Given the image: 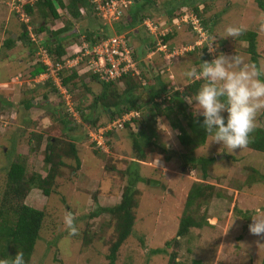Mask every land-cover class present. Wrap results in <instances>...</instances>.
Instances as JSON below:
<instances>
[{"label": "rangeland", "instance_id": "374dc122", "mask_svg": "<svg viewBox=\"0 0 264 264\" xmlns=\"http://www.w3.org/2000/svg\"><path fill=\"white\" fill-rule=\"evenodd\" d=\"M26 1L34 0H0V41L8 35L15 40L20 31L18 27L20 22L28 26V36L31 39L29 43L24 44L21 40H16L9 50L10 54L0 49V202L5 198L13 203H24L43 211L38 235L27 264H109L107 259L109 246L117 236L115 219L109 212H100L95 217H89L88 213L95 208L109 207L119 201L128 175L117 173V170L124 169L131 160L136 161L138 175L141 177L134 183V188L138 190L134 195L137 205L132 209L134 221L131 233L119 245L114 264H166L168 256L174 251L177 252L175 259L183 264H190L192 259L200 261L199 264H260L264 260V238L250 234L248 225L252 223V218L264 215V181H261L262 177H256V181L254 179L255 176L264 175V153L246 147L229 155L219 144L213 143L208 146L210 137L207 136L199 145H196L199 139H195L197 143L193 148L184 146L179 143L178 138L176 139L179 129L169 127V121L173 120L174 116L180 118L175 111L168 117L154 120V124L146 121L148 126L153 125L149 126V136L156 138L158 143H163L168 148L167 159L159 152L146 154L142 161L135 158L130 133L139 131L137 122L131 126L113 127L110 130L112 133L108 136L105 137L102 133L99 137L97 129L114 121L116 116L108 119L103 109L96 108L95 123H92L83 119L75 109L78 102L87 105L92 96L100 91L98 83L90 82L88 92L76 88L69 92L60 85L57 92L48 93L47 100L44 101L41 96L43 88L39 80L44 79L45 75L35 77L28 75L36 58L28 56L30 49L26 45L36 49L35 54H38L39 58L42 57L38 47L42 46L46 35L50 37V30L64 25L67 16L56 6L60 17L53 20L49 17L50 21L45 24L46 29L34 33L32 27L42 23V20L36 15L30 18L20 10L21 4ZM261 1L264 5V0ZM66 2L67 0L64 4ZM256 2L257 0H138L143 8L136 11L140 21L136 23L138 26L135 29L124 25L127 9L112 22L113 28L102 22L96 10L93 15L97 16V19H93L100 23L99 32L106 28L120 30L119 32L125 35L128 46L141 59L146 57L148 51H155L157 41L163 43L164 51L155 52L152 56L158 63L157 66L164 69L165 75L161 74L162 79L159 80L165 84L170 81L173 83L172 89L176 86L181 91L193 81L186 80L183 72L190 68H198L202 58L209 61L213 58L206 51L208 48L203 47L209 34L217 38L215 42L217 52L229 55L235 53L250 62V54L246 51L247 42L243 39L244 33L235 39L222 38L229 25L244 26L245 31L255 32L254 50L257 53V66L264 67V11L257 7ZM146 16L156 25L163 22L164 25L158 27L161 30L167 28L166 33H171L172 37L163 41L159 35L154 39L142 25L141 18ZM174 17L178 19L182 17L184 21L178 20V25L174 26L171 23ZM193 18L198 22L203 20L209 25L208 28H202L205 38L200 37L192 28ZM85 19L84 15L75 20L71 19L73 31L82 30L87 22ZM81 35L84 34L79 32V36L69 34L63 37L61 42L67 49L66 56L78 52L82 41ZM198 40L200 43L195 44ZM143 41L147 43L153 41V47L147 49ZM142 51L141 56L139 53ZM165 53L170 55L164 60ZM138 57L136 56L137 59ZM43 58L45 60V57ZM85 58L82 57L78 64L85 62ZM193 60L196 65L193 64ZM46 63L50 71L56 70L55 64L51 61L46 60ZM67 64L69 65L68 62ZM146 64L152 65L149 61H146ZM75 68L79 69L78 65ZM82 72L78 71L80 74ZM145 72L149 71L145 69ZM133 79L137 85L135 89L137 102L147 103V96L150 94L147 93V85H142L143 79H138L137 76H133ZM203 82L201 81V84ZM115 85L118 92L124 86L122 82ZM198 89L181 97L192 116H196L195 107L186 103L184 99L194 96ZM28 98H31L32 106L24 110L19 102L20 99ZM165 103L163 102V105ZM145 106L148 107L147 104ZM56 112L59 118L62 116L65 118L66 125H76L75 129L67 131V134L76 142L79 165L77 166L72 159L63 158L66 164L61 168L60 176H55L50 183L48 195L44 196L37 188H30L25 196L14 198L6 179L8 163L17 158L24 168V181H27L32 173L43 176L48 166L42 161V149L47 136L55 134L61 141H68L58 136V131L64 128L59 123L63 121L57 119ZM88 112L83 108L84 118H87ZM181 121L183 126L180 125L188 134L189 129L185 121ZM256 126L264 127V112L258 114ZM38 133L42 136L41 145L35 146V140L31 136ZM145 139H147L145 134L138 136L141 143ZM96 140H99V145L96 144ZM95 148L98 152H95L97 151ZM107 155L119 161L116 170L103 169V166L109 163ZM200 155L214 158L205 178L201 176L198 165L193 169L188 164L186 168L181 166L184 156L194 158ZM157 161L160 162L159 165ZM216 163H221L225 169L221 171L214 167ZM119 174H122V177H119ZM148 178L159 180L165 188L149 185L146 183ZM247 179L250 184L246 183ZM192 180L210 184L211 194L204 199H195L191 205L185 206L187 189ZM65 212H71L76 217L79 235L69 237L63 223ZM184 212H191L195 220L206 217L209 224L203 223L198 229L192 227L182 237L174 236ZM172 237L173 239L169 240ZM166 240L168 246H164ZM174 240H177L176 244L171 243ZM154 248L162 250L157 253L149 252V249Z\"/></svg>", "mask_w": 264, "mask_h": 264}, {"label": "trees", "instance_id": "16d2710c", "mask_svg": "<svg viewBox=\"0 0 264 264\" xmlns=\"http://www.w3.org/2000/svg\"><path fill=\"white\" fill-rule=\"evenodd\" d=\"M64 3L65 0H34L32 2L26 1L21 4L20 10L30 18L33 17V15L39 16L41 18L42 23H39L36 27H32L34 33L42 32L46 29L45 24L46 22L50 21L49 17L52 20L60 17L59 11L56 9V6L62 9L66 14L67 21L64 23V25L59 28L50 30V37L46 35L45 41H43L42 46L38 47V50H44L47 58L53 64L57 63L58 65H60V67L56 69L54 75L59 85H61L65 90L67 88V90L71 92L73 88H76L88 92L90 91V82H95L100 85V91L92 96L91 101H89L87 105L81 104L80 102L75 105V109H77L78 114L81 117L83 116L82 118L86 119L88 122L95 123L96 116L94 115V113L97 110L96 108H100L107 113L108 119H111V116H116L115 120H117V123H119L118 127H122V125L131 126L132 124L137 122L140 129L139 131L130 133V136L132 140L131 146L132 150L134 151V156L137 160L140 161L144 160L146 154L152 152L162 153L165 159L168 158L167 154L169 150L166 145H164L163 143H158L156 138L149 136V126H153L152 124H154V115L168 117L171 112L175 111L180 115V118L174 116V119L169 121V127L172 129H179L178 134L176 135L179 143L187 147L192 146V148L196 145L202 144L207 135L206 131L201 126L203 117L192 116V113L188 110L187 104L183 105V101L179 97L180 95H187L190 92L193 93L196 89L199 88L202 80H193L186 86V89H184L182 92H178L176 90L172 91V89H169V98L166 99L164 96L165 90L168 89L166 87V84L159 87L160 82L158 80L156 81V77L157 75H159L160 69H156L155 66H152L150 64L147 65V60L139 61L136 64L138 69V76L140 79L144 80V85H147V93L150 94L149 96H147V103H143L141 101L140 103H138V96L135 91L137 85L133 79V76L125 75L115 82H104L98 79L96 73H92L90 71H86L82 74L77 73L75 67H67L64 64V56L67 53V49L62 44L61 40L63 39V37H66L69 34L79 36V32H81L84 34V39L90 41L91 43H94L97 40L96 38L100 36V32H98L100 23L95 22L94 20L97 19V16L93 15L95 9L93 7L94 3H92L91 0H67L66 4ZM256 5L262 11H264V5L262 4L261 0H257ZM134 7L136 8L133 9ZM129 8H131V10H129ZM129 8L127 10V18L124 25L133 27L138 21H140V19H138L136 16V11L137 9L141 10V8H143V5L141 3H135L133 1ZM193 10L195 11L196 7H194ZM81 15H84V19L86 18V25L80 31H73L71 19L75 20ZM30 22L31 20L29 21V23ZM200 24L203 28L209 27V25H207L203 20H200ZM18 27L20 31L18 32L15 40H13L10 35H8V37L6 36L3 40L0 41V49L6 50V54L11 53V51L9 50L16 40H21L23 44L29 43L31 40L28 36V26L25 23L20 22L18 24ZM64 33H66L67 35H63ZM101 34L103 36L108 35L109 29L106 28V30H104ZM171 37V33H166L164 36H162V40L164 41ZM243 39L247 42L246 51L250 54V63H254L257 65V53L254 50L255 32L250 30L245 31ZM26 47L30 49L28 56L30 58H36V60L32 62V69L30 70L28 75L30 77H35L47 74L49 67L42 61V57L39 58L38 54H35L36 49H34L33 47H28L27 45ZM6 54L4 55L5 57ZM5 57L3 59H5ZM203 60H206V58L200 59L199 63ZM193 64H195L194 60ZM145 69L146 71H149L150 74L149 72H145ZM57 81H55L51 76H48V74L47 77L39 80V82H41L40 86L42 85L43 88L41 95L42 100H47L48 93L57 92ZM117 82H122L124 84L120 92H118V89L115 85V83ZM138 84H140V82ZM28 88L31 89L30 87ZM157 97H163L162 101L166 102L165 105L160 102L153 101V99ZM19 104L22 105V109L27 110L28 107L31 106V98H28L26 100L20 99ZM145 104H147L148 107H146ZM83 108L89 111L87 118H84V115L82 113ZM129 110L137 111L140 116L138 114L139 117L133 115L129 116L128 119H123V113ZM57 119H62L63 122L61 123L59 121V123L62 124L64 128L60 129V131H58L57 129V131L59 132L58 136H62L68 141H61L57 136H55V134L47 136V140L42 149V161L48 165L46 167L45 175L42 176L39 173H32V175L29 176V179L27 181H24V168L23 165L17 160V158H13V160L8 163L6 179L8 186L11 189L10 192L14 196V198L25 196L26 191L30 188H37L44 196L48 195L50 190V183L55 176H60V170L66 164L63 161V158L70 160L72 159L75 161L77 166L79 165L76 142L67 134L68 132L75 129L76 125H66L67 121L63 116L62 118H59L58 116ZM181 120L185 121V124L189 129L188 134H186V130L182 128L183 125ZM146 121L152 124L148 126V123H146ZM102 133L106 137L108 136V134L112 133V131L106 130ZM141 134H145L147 136V139H145V141L142 143L138 140V136ZM190 136H193L194 138H190ZM31 138L35 140V146L41 145L40 139H42V136L40 135V133L32 134ZM195 139H199V143L196 145H194L195 143H197ZM106 142L108 143V140H106ZM247 148L264 153V127L256 126L254 132L251 134V140ZM95 152H98V150ZM108 159L109 163L104 165L103 169L116 170V164L119 161H115L111 156H109ZM213 159V157H206L202 155L194 158L192 156H184L182 163L183 165L181 166L185 167L188 164L190 165V167H192L191 169H193L196 165H198L200 167L201 176L205 178L206 172L211 169L210 166L213 162ZM119 160L125 162L123 159ZM122 169L120 168L119 170H117V173H126L128 175V178L126 184H124L122 187L119 201L112 206L99 207L97 209L95 208L91 211V213H88L89 217H95L100 212H109L115 219V230L117 231V236L109 246L107 254L109 264H114L116 251L119 245L123 242V240L126 239L129 233H131L134 221V211L132 209L137 205L134 195L138 193V190L134 188V183L141 179V177L138 175L136 161H129L124 167L123 171H121ZM121 175L122 174H119V177H122ZM252 177L253 176H249V178ZM256 177H262L261 181H264V175L255 176V181ZM246 183L250 184L248 179L246 180ZM211 189L212 186L210 184L204 183L203 181L192 180L189 184V188L187 189L185 206L191 205L195 199H204L205 197L210 196ZM42 218L43 211L40 209H37L30 205H26L24 203H13L11 200L8 201V199H2L0 202V259L11 258L14 257L17 252H23L24 259L27 264V259L30 256L34 242L37 238V233L40 228ZM194 218L195 217H193V214L191 212L182 213V217L179 219L174 236L180 235L182 237L188 230L192 229V227L198 229L203 223L209 224L206 217H203L199 220H195ZM173 237L169 240H172ZM176 241L177 240H174L171 243L176 244ZM165 245H169L168 240L164 241V246ZM161 250L162 249L160 248H154L149 249V252L157 253L161 252ZM175 253L177 252L174 251L172 255L170 253L167 258L166 264H183L175 259ZM199 263L200 261L195 259H192L190 262V264ZM260 264H264V260H262Z\"/></svg>", "mask_w": 264, "mask_h": 264}, {"label": "clouds", "instance_id": "9594fccd", "mask_svg": "<svg viewBox=\"0 0 264 264\" xmlns=\"http://www.w3.org/2000/svg\"><path fill=\"white\" fill-rule=\"evenodd\" d=\"M133 1L134 0H131L129 6ZM125 9L128 10V8L125 7L123 11ZM144 20L151 22L153 26H155L154 31L156 32H159L161 30L159 27L164 25L163 22L156 25L154 21L150 20V18H148L147 16L141 18V21ZM177 20L179 19L174 17L171 19V23L174 26H177L178 24H175ZM114 21L116 20H113L112 22ZM142 25L146 28L143 23ZM135 26V28H137L138 25ZM200 27L201 29L203 28L201 25ZM164 29L167 30V28ZM245 30L246 29L244 28V26L229 25L226 27V34L222 38L226 39L230 37L232 39H235L241 36ZM99 31L100 29L98 30V32ZM113 31L119 32L120 30H118L117 28L116 30L109 29L108 35L112 34ZM145 31L148 34H152L153 38L156 39L155 35L151 33L147 28ZM102 32L103 30L101 29V32L99 33L100 36H103L101 34ZM166 32H164V34ZM164 34L161 36H164ZM157 36H159V34ZM83 38L84 35H81L80 40L82 41H80V44L81 42H87L90 45L92 44L86 39L85 41H83ZM98 38L99 36L96 39ZM216 40L217 38L215 36L209 34L207 36V42L205 46H203L207 47L208 49H206V51L213 56L210 61L203 60L202 62H200L198 68H190L183 72L182 75L186 80L191 81L194 79H200L204 81L195 95L185 97L184 101L189 105H194L196 116L203 117L201 126L206 131V136L210 137L208 146L213 143L219 144L227 150V153L229 155H231L240 150H243L248 146L251 140V134L256 128L257 116L259 113L264 112V67H258L254 63L247 62L241 55L235 53L229 55L223 52H217V46L215 43ZM153 41H148V49H150V47H153ZM165 54L163 56L164 60L166 58ZM131 55L135 60H137V62L142 61L141 59L136 58L135 51L133 49L131 51ZM201 55L202 53L200 52V56ZM137 77L138 79H140L139 76ZM56 84L57 87L60 88L59 83L56 82ZM141 84L144 85L143 80ZM166 87L170 90L172 89L171 84ZM169 89L165 90L164 96L166 99L169 98ZM173 90L178 91L177 88L172 89V91ZM182 91L183 90H181L180 92ZM162 99L163 97H157L154 98L153 101L163 104ZM130 112L137 111L129 110L127 112H124L123 116L128 114L127 118L124 119H128L129 116H133L129 114ZM225 113L227 114L226 116L224 115ZM138 114L139 113L137 112L135 116H138ZM107 124L108 123H106V125ZM109 130H112V128ZM159 164L160 162L157 161V165ZM214 167L220 169L221 171L225 169V167H223L221 163L214 164ZM75 221L76 217L73 213L65 212L63 223L69 237L79 235V229ZM248 230L250 234L264 238V215H258L255 218H252V223L248 225ZM176 236L180 237V235ZM0 264H26L24 253L17 252L14 257L2 258L0 259Z\"/></svg>", "mask_w": 264, "mask_h": 264}, {"label": "built area", "instance_id": "2783aa9c", "mask_svg": "<svg viewBox=\"0 0 264 264\" xmlns=\"http://www.w3.org/2000/svg\"><path fill=\"white\" fill-rule=\"evenodd\" d=\"M94 3V9L98 11V16L102 19V22L107 23L111 26L113 20H117L122 14L123 9L131 2L129 0H91ZM180 21H184V18H179ZM146 28L155 35H163L166 32V29L160 30L159 32L154 31L153 24L147 20L142 21ZM192 28L196 30L200 37L205 38L204 31L201 29L198 20L196 18L191 19ZM178 24V20L175 22ZM113 30V29H111ZM200 40L196 41L195 44H199ZM157 46L155 47V52H163L164 44L157 41ZM42 55V61L46 63V60H49L45 54V51L40 49ZM132 49L128 46L126 42L125 35L120 32L113 31L112 34L107 36H99V38L92 43L91 45L87 42H81L77 53H70L69 55L64 56V64L67 67H72L78 65V71H90L96 73L98 79L104 82L116 81L119 78H122L125 75L129 76H138L137 69V60H135L131 55ZM170 54L166 53L165 57ZM45 57V60L44 58ZM86 57L85 62H78ZM50 61V60H49ZM69 63V65L67 64ZM72 63V64H71ZM56 69L60 67L57 63L55 64ZM54 71L49 70L48 76H51L55 81ZM77 71V73H78ZM84 71V72H86ZM47 74H43L47 76ZM44 76V78H45ZM130 115H136L137 112H130ZM124 118H127V115H124ZM117 120L108 123L104 127L99 128L98 132L109 130L115 126H118ZM96 144H100L99 140H96Z\"/></svg>", "mask_w": 264, "mask_h": 264}, {"label": "crops", "instance_id": "0c3cea01", "mask_svg": "<svg viewBox=\"0 0 264 264\" xmlns=\"http://www.w3.org/2000/svg\"><path fill=\"white\" fill-rule=\"evenodd\" d=\"M134 2L135 3H137L138 2V0H134ZM135 27L136 26H134L132 29H135ZM143 43H144V45L146 46V48H147V42L146 41H143ZM145 48V49H146ZM148 49V48H147ZM149 53H147L146 54V57H144L143 59H141V58H139L138 57V55H136V53H135V55L139 58V59H141L142 61H149L151 64H152V66H155V68L156 69H160V72H159V75H157V77H156V81L158 80L160 83H159V87H161L162 85H165V83L164 82H162V81H160L159 79H162L161 78V74H163V76L165 75V73H163L164 72V69L163 68H161V67H158L157 65H158V63H156L155 61H154V59H152V56L154 55L153 53H155V52H153V51H148ZM139 53V52H138ZM142 54H143V51L141 52V54L139 53V55H141L142 56ZM195 65V64H194ZM40 76V75H39ZM154 84H156V83H154ZM153 84V85H154ZM169 84H173L172 82H167L166 83V86H169ZM176 88H178V87H174V89H176ZM169 89V88H168ZM183 89H184V87H183ZM178 90V89H177ZM178 92H180L179 90H178ZM185 95H180L179 97L181 98V97H184ZM181 99H183V98H181ZM183 103V105L185 104L184 102H182ZM2 104V103H1ZM160 117H164V116H153V120H157V119H159ZM176 139H177V137H176ZM224 154V153H223ZM222 155V154H221ZM177 229V228H176Z\"/></svg>", "mask_w": 264, "mask_h": 264}, {"label": "water", "instance_id": "95a60500", "mask_svg": "<svg viewBox=\"0 0 264 264\" xmlns=\"http://www.w3.org/2000/svg\"><path fill=\"white\" fill-rule=\"evenodd\" d=\"M47 32H48V30H46L45 33H47ZM146 183H149V185H153V186L159 185V187H161L162 189L165 188V186L162 183H160L159 180H156V179H149L148 178V179H146ZM167 191L170 192L169 189H167Z\"/></svg>", "mask_w": 264, "mask_h": 264}]
</instances>
